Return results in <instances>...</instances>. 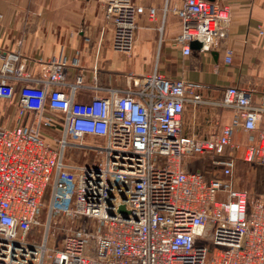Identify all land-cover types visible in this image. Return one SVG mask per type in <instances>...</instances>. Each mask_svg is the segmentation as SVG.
<instances>
[{
    "label": "built area",
    "instance_id": "1",
    "mask_svg": "<svg viewBox=\"0 0 264 264\" xmlns=\"http://www.w3.org/2000/svg\"><path fill=\"white\" fill-rule=\"evenodd\" d=\"M97 1L112 25V48L129 54L144 6ZM172 10L182 24L174 44L184 53L194 40L216 49L232 20L220 0H182ZM83 31L87 41H103L102 30ZM232 53L227 49L228 61ZM0 55V99H17L19 111V123L0 124V264H264V193L251 200L235 186L241 144L233 141L236 131L245 133L243 159L264 170V90L257 98L249 87L229 85L221 100L209 99L197 92L199 84L155 70L135 87L83 102L74 98L83 77L67 81L66 56L43 62V74L17 88L20 55ZM188 104L229 108L231 121L210 136L184 134ZM27 112L31 123L21 121ZM43 127L57 133V145ZM68 146L95 154L83 163L66 161ZM208 154L223 177L186 167V158ZM63 218L79 225L65 226L57 246Z\"/></svg>",
    "mask_w": 264,
    "mask_h": 264
},
{
    "label": "crops",
    "instance_id": "2",
    "mask_svg": "<svg viewBox=\"0 0 264 264\" xmlns=\"http://www.w3.org/2000/svg\"><path fill=\"white\" fill-rule=\"evenodd\" d=\"M181 1L136 0L144 11L138 16L136 40L128 54L112 48V25L97 0H0V52L20 55L16 68L22 76L13 80L17 88L32 81L27 77L42 75L43 67L46 68L43 62L66 56L67 81L76 83L79 76L83 77L82 86L74 91V98L83 102L95 94L135 87L138 78L155 70L199 84L196 90L205 98L221 100L229 85L249 87L258 98L264 90V34L260 33L264 30V0H220L231 9L227 35L220 39L216 49L191 48L189 53L174 44L182 24L172 7ZM83 30H102L103 41H87ZM227 49L233 52L230 61ZM2 60L0 55V64ZM95 82L104 89H96ZM64 88L72 91L71 85ZM231 115V109L226 107L188 104L182 116V132L198 131L207 136L205 130L219 127L220 131L230 123ZM18 119V100L0 99V124L11 127L19 123ZM21 121L31 123L32 113L27 112ZM261 125L264 126V120ZM52 132L42 128L50 142L55 141L57 134ZM235 134L240 141L237 143L243 145L241 130ZM200 160L189 157L185 165L189 170L203 168Z\"/></svg>",
    "mask_w": 264,
    "mask_h": 264
},
{
    "label": "rangeland",
    "instance_id": "3",
    "mask_svg": "<svg viewBox=\"0 0 264 264\" xmlns=\"http://www.w3.org/2000/svg\"><path fill=\"white\" fill-rule=\"evenodd\" d=\"M219 127H213L211 129V127H209V130H205V132H207V136H210L212 133H217L219 132ZM51 131L52 130L43 127V131ZM196 133H199L198 131ZM52 134H54L52 132ZM201 135V134H200ZM56 138V145L58 144V138L59 136H55ZM244 139V138H242ZM49 141V140H48ZM234 141L236 142H240L237 138V135L235 134L234 136ZM243 145H241V151L238 153V162L237 165L234 169V184L237 188L246 190L249 195H250V199L251 200H257L260 196V194L264 193V170H262L259 166L253 164V163H248L243 159L244 156V151H245V146L247 143L246 141ZM85 152V150L78 148V147H74V146H68L65 150V160L66 161H73L75 163H83L86 162L88 160H91L95 154L92 153L90 158L83 156V153ZM209 156H204L202 155V167L203 170L206 172V174L210 177V178H221L223 177L222 172H221V166H214L211 164V157L210 154H208ZM200 164V163H199ZM45 198L47 199V202L50 201L51 199V186H49L46 190L45 193ZM48 212H49V204L47 203L42 211V229H44V224L46 223L47 219H48ZM57 225L58 230L56 231V240H57V246L61 243L63 236L65 234V230L64 227L65 226H72V227H77L79 224L77 222H73L71 220H67L65 218H63V220L59 219L57 221Z\"/></svg>",
    "mask_w": 264,
    "mask_h": 264
},
{
    "label": "water",
    "instance_id": "4",
    "mask_svg": "<svg viewBox=\"0 0 264 264\" xmlns=\"http://www.w3.org/2000/svg\"><path fill=\"white\" fill-rule=\"evenodd\" d=\"M211 1H213V0H211ZM202 46H203L202 42H200L198 40H194V41L191 42V48L201 49ZM120 210L124 212L125 207L124 206H121Z\"/></svg>",
    "mask_w": 264,
    "mask_h": 264
},
{
    "label": "trees",
    "instance_id": "5",
    "mask_svg": "<svg viewBox=\"0 0 264 264\" xmlns=\"http://www.w3.org/2000/svg\"><path fill=\"white\" fill-rule=\"evenodd\" d=\"M241 132H242V131H241ZM234 136H235V135H234ZM242 137L244 138L243 141H246V140H247V135H246L245 133H243V132H242ZM233 139H234V137H233ZM239 152H240V151L237 152V156H238V153H239ZM237 162H238V158H237ZM236 165H237V163H236Z\"/></svg>",
    "mask_w": 264,
    "mask_h": 264
}]
</instances>
